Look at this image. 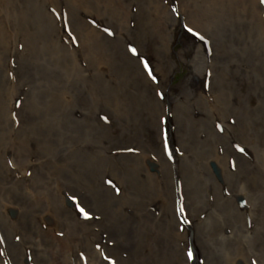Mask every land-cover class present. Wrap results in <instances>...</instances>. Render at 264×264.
I'll return each mask as SVG.
<instances>
[{"label": "rangeland", "instance_id": "obj_1", "mask_svg": "<svg viewBox=\"0 0 264 264\" xmlns=\"http://www.w3.org/2000/svg\"><path fill=\"white\" fill-rule=\"evenodd\" d=\"M112 1L122 13L131 9L124 36L83 2L70 9L61 0H0V197L11 207L3 214L16 224L8 220L6 240L25 253L19 264H92L90 254L94 264H125L108 254L115 238L124 241L122 220L138 229L131 236L148 250L143 234L157 222L169 235L179 232L183 264H264V3ZM91 29L98 38L88 36ZM116 42L126 59L114 55ZM87 46L102 54L96 65L104 73L92 67ZM132 49L140 70L130 63ZM155 65L165 101L159 126L143 108L135 120L152 158L164 162V180L130 158L148 154L143 142L116 155L107 140L123 129L117 114L130 108L134 94L151 97ZM196 67L197 89L178 101ZM158 143L161 154L151 147ZM128 166L138 168L132 179ZM96 189L108 193L97 195L92 211L83 195ZM173 214L178 227L168 229ZM21 217L32 221L33 247L43 250L44 261L21 244ZM76 234L85 238L63 248ZM2 241L1 263L15 264Z\"/></svg>", "mask_w": 264, "mask_h": 264}, {"label": "bare ground", "instance_id": "obj_2", "mask_svg": "<svg viewBox=\"0 0 264 264\" xmlns=\"http://www.w3.org/2000/svg\"><path fill=\"white\" fill-rule=\"evenodd\" d=\"M63 5H67L70 9L74 8L77 9V4L80 2H83L86 5L87 9H97L99 12L101 13V17L103 19H105L110 25H112L115 29L118 28L121 32V34L123 35V30L126 27V23H127V19L131 13V9L130 8H126L125 11L122 13L119 10H116V4L114 1L112 0H92V1H87V0H78L76 2L72 1V0H61ZM141 2V0H140ZM81 13V12H78ZM202 23H200L201 26ZM194 29L195 26L193 24H191ZM88 36L90 37H95L98 38L99 37V33L93 29H91L88 33ZM124 36V35H123ZM189 43L190 41L187 40ZM100 48H102V44L100 43ZM88 51L93 54L95 60L93 62H90L92 67L95 68V70L99 73H104V71H101L99 69V67H97L96 65V60L102 57L101 53H95L90 50L87 46ZM113 50H114V55L116 57H120V58H127V51L125 50V48L121 45V43L116 42L113 45ZM89 53V54H90ZM129 55V54H128ZM141 57V56H140ZM139 57V53L138 52H132V58L129 56V58L131 59L132 68L135 70H140V67H142V60ZM100 60V59H99ZM193 62V60H192ZM195 65V63H194ZM197 67L195 68V71L193 70L187 77L185 80V85L183 86V88L179 89L178 92V96H182L178 101L184 100V99H191L192 94L194 93V91L197 89ZM151 75L155 76L156 80L153 84V88H152V95L150 96H146V99L143 101L142 97L139 96V94L135 95L134 94V98L131 101V106L130 108H127L125 110H123L122 112H119L117 114L118 118L119 117H124V121L122 123H120V127L122 126L123 129H121L120 133L117 136H113L107 140L108 143H114V148L110 149L109 152H114V154L116 155H120L123 152H127V148L131 147L133 142H143L144 143V148H143V152L144 153H148L146 155L143 156L142 161L140 159H137L135 157H130L131 159H136L137 161V167H141L142 165L147 166V167H151L154 169L153 172H155V174L153 173V175L159 179V180H164V176L166 174V177L168 178V172L167 169L164 167V162L162 159H158V160H154L153 157V152L152 150L149 148V144L146 143L141 135L139 134L140 131V127L138 124V121H136L135 119L138 116V110L140 108H143L144 111H146L147 117L149 118L150 122L152 123V125L155 128H158L159 126V122L157 121V115H159L160 112H162V110L164 109V104L165 101L162 97L158 96V93H160V83L163 77V74L161 72V68L158 65H155L154 69L151 70ZM198 78L200 80V76L198 75ZM246 86L247 89L251 88V85L246 81ZM223 92H221V94H223ZM184 94V95H182ZM240 100V95L239 98L237 99V101ZM241 109H243V107L241 106ZM156 120V121H155ZM44 130H43V135H46L50 129H49V120H43L42 121ZM182 124V121L180 123V125ZM179 125V126H180ZM103 128V127H102ZM107 132V130H106ZM110 137V136H109ZM158 139V137H157ZM159 143H160V139ZM156 144L155 146H151L154 147V149H157V153L161 154L160 152V148L159 145L160 144ZM108 146H111L108 145ZM159 148V150H158ZM118 150V151H116ZM121 150H124L123 152ZM244 150L247 152V147H244ZM121 151V152H119ZM156 152V151H155ZM142 155V154H141ZM129 158V157H127ZM132 161V160H131ZM138 168H132L130 166H128L127 169V176L129 179H132L133 176H136V171ZM149 177L152 179L151 174L149 173ZM153 180V179H152ZM89 190H87L88 192ZM108 192L104 189H96L95 191H91V196L89 195H83L84 201L85 203L90 206L89 208L92 211H96L93 209H97V205H94L95 202L93 200L96 199L97 195L99 196H105ZM96 194V195H95ZM95 195V196H93ZM62 203V201H61ZM62 207V205H61ZM65 207V206H63ZM93 208V209H92ZM3 209L6 210L7 212L11 211V207L9 205H7L3 199H1L0 197V237L3 239V241L0 238V243L2 241V247L5 248V245L9 247L10 253L13 254L14 260H15V264H19V258L21 259V261L23 260L25 253L19 250V248L11 243L8 244L7 240H6V236H8V220L12 223L13 227H15V220L14 219H8V217L6 215L3 214ZM63 210V208H62ZM174 219L170 218L169 221L167 222V227L168 229H173L174 227H178V220L175 216V214L172 215ZM12 218H14V216H11ZM20 220L22 221L20 224L22 225L25 234L20 237V242L23 246H25V248L28 250L29 255L33 256L36 255L37 258H39L40 260L44 261L46 254L43 252V250L40 251H35L34 247H33V242L35 243V239H33V232H34V227H33V223L30 219H27L25 217H21ZM161 221V220H160ZM155 223V222H154ZM124 224V226L122 227V225ZM126 224V225H125ZM19 226V225H18ZM121 231H120V235L123 236L124 241H118L115 238V242L111 245L112 247L108 250V254L109 255H119L120 258L124 261L125 264H146L147 260H151V262H154L156 264H159L158 261V257L160 256H165V261L163 262V264H183V262L185 261V257H186V249H182L181 245L183 243L182 239H181V243L178 245L177 244V239L178 236H182L175 233L173 231L172 235H169L167 233H165V231L163 230V225L162 222H157V224L153 227V231L152 233L148 234L145 233L143 234V240L145 242H151V247L148 249L144 248L141 245V238H136L135 236H131L134 228L135 230H138L136 227H134L133 225H129L127 224V221L122 220L121 222ZM74 232H78V233H84L81 229H77ZM94 236L97 235V233L93 232ZM109 235H111L112 233H108ZM85 237H83L80 234H76L74 235L71 239H65V242H62V246L63 248H70L72 245L77 244L79 241L83 240ZM12 241V238H11ZM17 241L14 238V242ZM13 242V241H12ZM16 245H19L18 243L15 242ZM1 245V244H0ZM35 247L39 248L38 245L35 244ZM41 249V248H39ZM46 250V249H45ZM23 251H24V247H23ZM124 254V256H123ZM20 255V257H19ZM50 260H48L47 262L49 263ZM90 261L92 264L95 263V256L93 254H90ZM24 262V261H22ZM113 262H116V260H113ZM0 264L1 263V259H0ZM50 264H52V262H50ZM61 264H68L67 262H65V260H63V262Z\"/></svg>", "mask_w": 264, "mask_h": 264}, {"label": "snow or ice", "instance_id": "obj_3", "mask_svg": "<svg viewBox=\"0 0 264 264\" xmlns=\"http://www.w3.org/2000/svg\"><path fill=\"white\" fill-rule=\"evenodd\" d=\"M262 3H264V0H261ZM190 32L192 31V29H188ZM201 39H203V37H201ZM133 52H135V49H132ZM145 67H147V64H145ZM151 74V73H149ZM241 151H243V149H241ZM110 183V182H109ZM180 211H183V208L180 209ZM80 212L84 214L85 218H88V213L85 212V210L83 208H80ZM188 257L191 259L193 257V253L191 251L188 252Z\"/></svg>", "mask_w": 264, "mask_h": 264}]
</instances>
